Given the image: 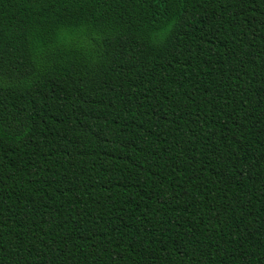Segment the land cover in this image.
<instances>
[{
  "label": "trees",
  "instance_id": "trees-1",
  "mask_svg": "<svg viewBox=\"0 0 264 264\" xmlns=\"http://www.w3.org/2000/svg\"><path fill=\"white\" fill-rule=\"evenodd\" d=\"M0 264H264V0H0Z\"/></svg>",
  "mask_w": 264,
  "mask_h": 264
},
{
  "label": "snow or ice",
  "instance_id": "snow-or-ice-1",
  "mask_svg": "<svg viewBox=\"0 0 264 264\" xmlns=\"http://www.w3.org/2000/svg\"><path fill=\"white\" fill-rule=\"evenodd\" d=\"M26 2L29 7H35L37 9H39L40 7H44L45 9H47L49 5H55L58 2L70 4L73 2V0H26ZM79 2L80 3H84V2L90 3L91 0H79ZM137 2H139V0H137ZM151 2L152 4L157 5L159 7L161 13H163L165 8L168 6V0H151ZM37 16L40 17V20L36 22L37 30H39V27L43 25L51 26L52 24H55L58 27H63L67 23V21H65L64 24H62L59 20L55 19L54 17H51L50 15H43L39 11H37Z\"/></svg>",
  "mask_w": 264,
  "mask_h": 264
}]
</instances>
